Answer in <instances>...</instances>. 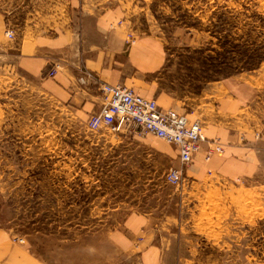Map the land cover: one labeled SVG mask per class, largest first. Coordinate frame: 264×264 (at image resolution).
<instances>
[{
    "label": "rangeland",
    "instance_id": "obj_1",
    "mask_svg": "<svg viewBox=\"0 0 264 264\" xmlns=\"http://www.w3.org/2000/svg\"><path fill=\"white\" fill-rule=\"evenodd\" d=\"M86 1L119 9L135 36H159L181 95L237 78L251 83L250 100L263 111L264 0ZM65 5L0 0L7 30L15 32L12 39L6 30L8 41L16 32L55 28L64 22ZM5 69L0 251L7 248L12 258L0 264H29L30 257L33 264H120L113 233L134 214L149 217L161 231L195 229L201 237L193 248L204 250L209 261L264 264V182L225 183L207 173L199 180L202 175L187 172L193 163L182 166L167 153L170 143L136 128L92 131L88 120L44 96L36 80ZM173 166L183 168L178 185L166 179Z\"/></svg>",
    "mask_w": 264,
    "mask_h": 264
},
{
    "label": "crops",
    "instance_id": "obj_2",
    "mask_svg": "<svg viewBox=\"0 0 264 264\" xmlns=\"http://www.w3.org/2000/svg\"><path fill=\"white\" fill-rule=\"evenodd\" d=\"M65 4L64 22L43 33L16 32L12 42L6 37L11 24L0 11V76L7 74L8 66L36 80L44 96L82 122L102 107L103 84L129 86L137 95L155 99L160 108H173L202 123L205 139L187 172L202 175L199 180L215 175L225 183L264 182V109L250 100L251 83L231 78L216 81L200 94L181 95L173 87L159 36H135L117 8L102 10L86 0H65ZM217 138L223 151L207 159L211 140ZM166 150L179 158L174 144ZM158 226L145 215L128 216L113 233L123 256L120 264L233 263L209 261L204 250L193 248L201 237L195 229L161 231ZM2 250L0 261L12 258L10 250ZM30 258L28 263L33 264Z\"/></svg>",
    "mask_w": 264,
    "mask_h": 264
},
{
    "label": "built area",
    "instance_id": "obj_3",
    "mask_svg": "<svg viewBox=\"0 0 264 264\" xmlns=\"http://www.w3.org/2000/svg\"><path fill=\"white\" fill-rule=\"evenodd\" d=\"M15 32L7 30V36L12 38ZM56 69L51 70L54 74ZM102 91L105 103L93 113L87 121L90 130H99L102 127L110 128L114 132L124 129L136 128L142 132H149L157 137L176 145L182 166H187L194 161V154L200 149L204 139L203 125L199 121L190 119L178 113L173 108L164 110L156 100L147 99L136 95L134 90L125 85L103 84ZM223 150L219 141L211 142V151L207 154ZM183 168L172 167L167 172L166 179L171 185H178L183 180ZM16 242L24 243L21 237L14 238Z\"/></svg>",
    "mask_w": 264,
    "mask_h": 264
},
{
    "label": "bare ground",
    "instance_id": "obj_4",
    "mask_svg": "<svg viewBox=\"0 0 264 264\" xmlns=\"http://www.w3.org/2000/svg\"><path fill=\"white\" fill-rule=\"evenodd\" d=\"M109 84H111V83H109ZM113 85V84H112ZM121 86V85H120ZM126 86V85H125ZM127 87H129V86H127ZM131 88V87H130ZM133 89V88H132ZM134 90V89H133ZM103 92V91H102ZM135 92V91H134ZM135 94H136V92H135ZM137 95V94H136ZM139 95V94H138ZM103 97H104V93H103ZM148 99V98H147ZM150 100H154V99H150ZM157 102V101H156ZM104 103H105V97H104ZM103 103V104H104ZM164 110H166V109H164ZM177 111V110H176ZM178 112V111H177ZM179 113V112H178ZM181 114V113H180ZM187 116V115H186ZM88 128V127H87ZM103 128H106V127H102L101 129H103ZM110 129V128H109ZM134 129V128H133ZM100 130V129H99ZM145 133V132H144ZM147 133H149V132H147ZM156 136V135H155ZM159 138V137H158ZM161 139V138H160ZM204 139H205V137H204ZM163 140V139H162ZM203 140V139H202ZM216 140H211V142H215ZM218 141V140H217ZM167 142V141H166ZM202 142V141H201ZM169 143V142H168ZM171 144V143H170ZM201 144V143H200ZM211 144V143H210ZM219 144L221 145V143L219 142ZM175 145V144H174ZM176 146V145H175ZM177 148V147H176ZM223 151V150H222ZM179 156V155H178ZM179 159H180V156H179ZM180 163H181V161H180Z\"/></svg>",
    "mask_w": 264,
    "mask_h": 264
}]
</instances>
